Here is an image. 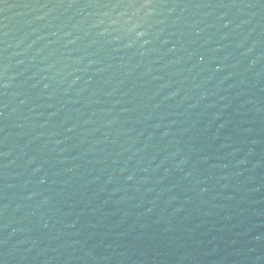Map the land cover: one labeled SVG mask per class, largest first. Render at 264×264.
I'll return each mask as SVG.
<instances>
[{"label":"water","instance_id":"95a60500","mask_svg":"<svg viewBox=\"0 0 264 264\" xmlns=\"http://www.w3.org/2000/svg\"><path fill=\"white\" fill-rule=\"evenodd\" d=\"M0 264H264V0H0Z\"/></svg>","mask_w":264,"mask_h":264}]
</instances>
